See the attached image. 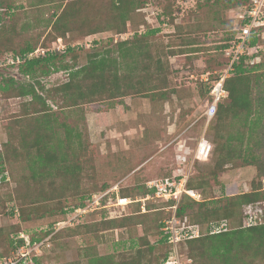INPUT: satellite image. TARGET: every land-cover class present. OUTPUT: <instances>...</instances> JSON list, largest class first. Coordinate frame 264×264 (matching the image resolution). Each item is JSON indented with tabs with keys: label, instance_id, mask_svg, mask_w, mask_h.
<instances>
[{
	"label": "rangeland",
	"instance_id": "rangeland-1",
	"mask_svg": "<svg viewBox=\"0 0 264 264\" xmlns=\"http://www.w3.org/2000/svg\"><path fill=\"white\" fill-rule=\"evenodd\" d=\"M71 1L81 3L78 7L79 12L76 14L75 8L74 17L68 23L75 24L74 28L79 22L96 24L99 27H104L110 22V0H0L2 3L0 50L9 49L0 56V72L3 77L18 75L16 64L10 65L7 61L14 55L11 50H17L27 43L37 48L41 45L45 46L44 49L57 46L55 39L58 34L50 30L47 25L49 21L54 20V17L52 18L54 11L59 15L62 7L67 2L72 3ZM167 1L169 0H147L142 8L130 15L124 34L114 30H104L83 37L80 30L68 32L65 37L58 38L73 50L64 61L72 63V58L75 57V66L84 65L88 54L114 49L117 43L138 38L139 33L149 29L147 26L150 30L152 26L157 27L158 22L154 15L147 16L150 25L144 17L151 15L154 9L162 11L163 4ZM177 3V18L173 24L165 18L169 24L159 28L153 37H148L150 55L154 58L160 56L168 69L166 99L150 101L148 98H125L122 104L114 105L109 109L105 106L110 101L102 103L105 104L102 108L99 106L101 104H96L82 108V112L66 111L64 116L60 115V120L79 131L81 140L84 141L81 152L76 146L68 151V162L78 160L83 171L76 187V198H72L68 193L66 199L60 201L64 207L77 204L81 196L109 189L115 185H118L120 191L128 192L132 199L142 198L147 182L179 174H187L191 182L204 178L208 186L203 189L202 200L203 198L225 200L229 196L247 193L251 190L252 183H261L264 186V175H261L255 166L242 165L239 159L228 163L216 177L213 176L220 155L216 145L224 143L228 133H235L241 129V126L232 117L218 126L214 116L211 119L207 118L205 110L209 106V96L206 92V83L201 81L203 73H209V77L214 79L217 77L216 73L224 69L226 58L221 47L228 44L230 29L238 28L244 11L240 8L226 10L221 7H203L197 10L196 0H177ZM183 18L187 20L182 22ZM157 19L161 20L159 17ZM180 22L183 24L182 29L176 32V25ZM141 23H145V28L142 29ZM192 34L199 37L197 44L184 45V41H189L187 39L191 38ZM261 39L263 40L264 37ZM263 44L264 41H261L258 46L262 51H264ZM170 51H183L184 54L167 58ZM254 52L256 53L254 48L249 50L250 55H254ZM250 55L246 56L245 64L252 65L260 61V58ZM191 75L195 78H191ZM66 80L65 71L39 78L47 89L60 85ZM22 82L31 83V80L22 78ZM28 101L29 98H0V144H3L7 138L4 124L9 121L10 116L20 113L21 103ZM48 104L55 109L53 104L50 102ZM259 137L263 140V144L256 147L254 152L264 159V132ZM201 138L212 146V151L206 160L195 158L197 144ZM232 145L235 147L238 144ZM180 156L184 160H178ZM4 175L6 181L0 185L1 228L19 225L21 231L30 233L46 228L61 218L56 213L55 216L21 222L18 216L9 215V211L25 208L16 198L15 191L22 186L24 178L31 182L32 180L28 164L21 158L5 165ZM49 182L50 178L47 176L40 179L37 184L27 182L29 187L31 186V195H37L36 205L30 207L38 205H47L48 208L54 209L58 207V202L55 203V200L45 204L47 199L42 197L45 195L36 190L40 187L39 190L49 193ZM3 199L4 207L1 205ZM145 205H148L150 210L147 208L146 211L149 212L146 213V217L139 219L143 221L141 225L129 224L125 228H107L99 231L96 229V232H90L84 227H79L73 232L65 230L41 251L39 257L43 258L41 259L43 264H86L87 256L128 252L141 243L146 233L153 242L157 239L154 235L156 225L169 216L170 211L167 210L169 206H165L163 201L157 199L147 201ZM137 211L135 205L129 207L126 213H129V218L138 217ZM116 213L114 210L110 211L111 215ZM100 215V211L89 214L84 218L83 223L88 225L100 223L102 218ZM231 223L228 222L230 226ZM178 251L182 264H189L186 257L187 248L183 242L179 244Z\"/></svg>",
	"mask_w": 264,
	"mask_h": 264
},
{
	"label": "trees",
	"instance_id": "trees-1",
	"mask_svg": "<svg viewBox=\"0 0 264 264\" xmlns=\"http://www.w3.org/2000/svg\"><path fill=\"white\" fill-rule=\"evenodd\" d=\"M71 2H67L62 7L59 15H56V11H54L52 15L54 20L48 22L47 26L50 30L58 34L55 41L74 30H80L83 37L104 30H114L124 34L130 15L142 8L147 0H110L111 23L99 27L96 24L79 22L76 23L75 28V24L68 23L74 17L75 8L76 14L79 12L78 7L81 3L79 1ZM1 6L2 3H0ZM195 6L197 10L203 7H221L226 10L240 8L245 11L250 7V0H196ZM177 8V0L165 2L159 18L163 21L167 18V21L173 24L177 18ZM186 20L183 18L182 22ZM246 21L243 15L238 28L243 26ZM144 24L141 23V27L145 28ZM182 25L181 22L176 25V32L182 29ZM147 27L149 29L140 33L138 38L134 37L131 40L117 43L114 49L88 54L85 64L81 66H75V57L72 58L74 63L73 61L72 63L64 61L65 57L73 51L70 47L63 53H46L43 57L31 59L28 58L29 54L38 48L44 49L45 46L42 47L41 45L37 48L27 43L17 50H11V53L14 54L12 55L13 59L20 58L21 62L16 64L18 75L3 77L0 72V98H29V101L21 103L20 113L10 116L9 121L4 124L7 138L3 144H0V185L6 181L5 165L21 158L23 162L28 164L32 182L24 178L22 186L16 189L15 196L25 208L20 207L17 210V215L16 211H13L14 213L9 211V215L18 216L21 222L55 216L56 213L61 218L46 228L30 233L21 231L19 225L8 228L0 227L1 257L8 256L12 250L25 242L32 243L50 236V244L65 230L73 232L79 227H84L90 232H96V229L99 231L107 228H125L129 224L141 225L143 223L139 219L145 218L149 211L142 213L140 204H133L129 207L137 206L138 217L129 218V213H126L129 207L126 208L125 212L115 215L110 214L113 209H101L98 210L101 212L100 217H102L100 223H93V225L81 223L61 229L58 232L53 231V226L58 221L65 219L69 212L85 206L92 194L108 190L102 189L90 195L81 196L75 205L64 207V204L60 202L66 199L68 193L72 198H76V187L83 171L78 160L72 163L68 162V151H71L73 146H76L79 152L84 148V141L81 140L80 132L65 121H61L60 115L64 116L66 111L79 110L82 112V108L96 104H101L99 106L102 108L105 106L102 103L110 101L105 106L106 109H109L114 105L122 104V100L125 98H148L150 101L167 98L168 93L165 91L168 87V69L160 56L154 58L149 53L148 37H153L159 29L150 30V27ZM238 28L230 29L229 39H227L229 42L221 47L222 49L229 47L231 42L235 40L234 35L238 31L235 29ZM263 32L264 27L254 30L249 37L250 44L247 47L248 55H250L249 50L254 48L256 50L254 55L260 58V61L247 65L244 63L246 56L242 57L234 65L230 76L224 81L223 85L227 97L225 102L221 101L217 105L214 115L216 126L223 124L227 118L232 117L239 122L242 130L228 133L224 143L216 145V150L220 155L213 172L214 177L223 170L225 165L238 159L241 160L242 165L255 166L261 175H264V159H261L254 152L256 147L263 144V140L259 136L264 132V51L258 47L261 41H264L261 39ZM187 40L189 41H184V45L195 46L199 37L192 34L191 38L188 37ZM8 50H0V56L2 52ZM182 54H184L183 51H170L167 58ZM254 55H250V57ZM62 71L67 73V80L60 85L47 89L39 81V78ZM22 78H29L31 83L22 82ZM216 78H210L209 82L205 84L209 96L208 103L211 100L209 92ZM48 102L53 104L55 109ZM61 131H63V136H61ZM233 143L238 145L234 147ZM72 156L75 157L73 153ZM45 176L50 178L49 193L39 190L40 187L36 190L45 195L42 196L47 199L45 204L54 200L55 203L58 202L56 209L48 208L47 205L30 207V205H36L35 198L37 195H31V186L29 187L27 182L37 184ZM56 179L59 181L57 182ZM207 186L204 178H199L196 182L188 180L186 188L189 191L199 192L203 196V189ZM148 193H152V191L145 187L143 197ZM119 195L131 197L126 191L119 190ZM108 198L113 199L114 195H108L103 204L107 202ZM4 203L5 200L3 199L1 201L3 207ZM163 203L165 206H172L173 204V202ZM147 206L146 209L150 210V207ZM170 215L171 211L167 218ZM176 216L189 224L200 226L202 230H206L212 224L221 221L235 224L231 225L232 227L228 224L230 228L224 233L202 235L199 238L183 242L187 248L186 257L189 264H264V186L261 183H252L249 192L229 196L225 200H205L203 198L201 202H196L189 196L183 195L177 205ZM253 216L256 217L254 224L246 226V220ZM163 220L156 225L154 235L157 236V239L155 241L149 240L146 233L141 243H138L135 248L128 252L105 256H87L86 264H163L173 248L167 242V235L161 231ZM21 232L27 235L26 241L17 239ZM131 250L135 251L131 252ZM41 259L43 258L39 257L38 264H43Z\"/></svg>",
	"mask_w": 264,
	"mask_h": 264
},
{
	"label": "built area",
	"instance_id": "built-area-1",
	"mask_svg": "<svg viewBox=\"0 0 264 264\" xmlns=\"http://www.w3.org/2000/svg\"><path fill=\"white\" fill-rule=\"evenodd\" d=\"M160 13L161 11L154 9V11L151 12V15L148 14L144 17L145 21L146 19L148 20L149 16L154 15L156 17V22H158L157 27L151 25L153 27L152 29H159L167 26L168 23L166 21H159L157 19ZM243 15L247 20L246 23L240 28L235 29L238 30L234 35L235 40L231 42L229 47L223 50V54L226 58V64L223 70L216 73L217 78L213 81L209 92L211 100L209 102V106L205 110V115L208 119H211L215 115L217 105L227 97V92L225 91L223 85L224 81L232 73L234 65L237 64L242 57L248 55L247 47L250 44L249 37L252 32L264 27V0H250V7L244 11ZM148 21L146 22L150 25L151 22ZM143 28L144 27H142V29ZM262 37H264L263 34ZM67 48L68 47L63 44L60 39H57V46L55 48H38L29 54L28 58L43 57L46 53H63ZM7 61H9L10 65L21 62L20 58L13 59V57ZM209 76V73H203L201 75V81L208 83L210 80ZM191 78L195 77L191 75ZM211 151V144L204 138H201L197 144L195 158L197 160H206ZM180 159L184 160L181 156L178 157V160ZM188 180L189 176L187 174H179L171 177L151 180L147 182L145 186L149 191H152V193H148L144 197L137 199L120 196L118 185H115L104 192L92 194L87 200L85 206L76 208L72 212H69L65 219L58 221L53 226V231L58 232L61 229L81 224L87 215L101 209H113L114 212L122 213L125 212L126 208L130 205L140 204L141 212L145 213V203L147 201H155L157 199L166 203L173 202L172 206H169V209H167L171 211V215L163 221V227L161 228L162 233L167 235V242L173 247L172 252L165 259V261H163V264H182L178 251L179 244L181 242L196 239L202 235H215L229 230V226L226 221L212 224L206 230H202L200 226L196 224H189L186 221L180 220L176 216L177 205L183 195L189 196L196 202L202 201V195L199 192L189 191L186 188ZM108 195H114V198H111L112 200L108 198L107 202L103 204V201ZM255 220V216L248 218L246 220V226L253 225ZM49 238L50 236L40 241H33L32 243L25 242L15 250H12L8 256H0V264H38L39 254L44 248L48 247ZM17 239L26 241L27 235L24 232H21Z\"/></svg>",
	"mask_w": 264,
	"mask_h": 264
}]
</instances>
